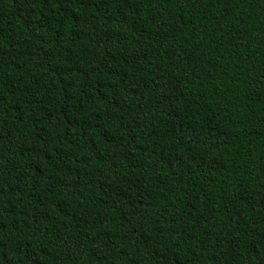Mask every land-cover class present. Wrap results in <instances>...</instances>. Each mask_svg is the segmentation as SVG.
<instances>
[{"label":"trees","instance_id":"trees-1","mask_svg":"<svg viewBox=\"0 0 264 264\" xmlns=\"http://www.w3.org/2000/svg\"><path fill=\"white\" fill-rule=\"evenodd\" d=\"M0 264H264V0H0Z\"/></svg>","mask_w":264,"mask_h":264}]
</instances>
